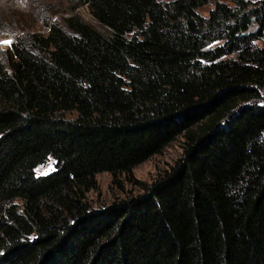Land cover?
<instances>
[{
	"label": "trees",
	"instance_id": "16d2710c",
	"mask_svg": "<svg viewBox=\"0 0 264 264\" xmlns=\"http://www.w3.org/2000/svg\"><path fill=\"white\" fill-rule=\"evenodd\" d=\"M82 3L106 31L72 15L0 57V264H264V0ZM102 172L145 191L93 209Z\"/></svg>",
	"mask_w": 264,
	"mask_h": 264
},
{
	"label": "rangeland",
	"instance_id": "374dc122",
	"mask_svg": "<svg viewBox=\"0 0 264 264\" xmlns=\"http://www.w3.org/2000/svg\"><path fill=\"white\" fill-rule=\"evenodd\" d=\"M79 2L80 0H0L1 60H5L7 51L19 37L28 40L29 35L34 32L46 33L50 24L59 22L71 33L67 18L72 15H77L94 27L106 31V28L91 13L88 3L79 4ZM213 7V5H207L199 13L208 16ZM3 41H10V43H3ZM259 44L262 43L259 42ZM184 141L185 138L179 137L161 153L155 154L136 166L133 170L135 180L151 184L157 177L170 170L184 154ZM55 168V159L49 158L45 163L40 164L35 171L37 175H44L54 171ZM96 178L97 188L88 192V201L93 209H101L114 201L136 196L145 191L143 186L127 180L125 176H123V189L114 185L113 177L108 172L99 173Z\"/></svg>",
	"mask_w": 264,
	"mask_h": 264
},
{
	"label": "snow or ice",
	"instance_id": "6c2138e0",
	"mask_svg": "<svg viewBox=\"0 0 264 264\" xmlns=\"http://www.w3.org/2000/svg\"><path fill=\"white\" fill-rule=\"evenodd\" d=\"M3 43H10V41H3Z\"/></svg>",
	"mask_w": 264,
	"mask_h": 264
}]
</instances>
